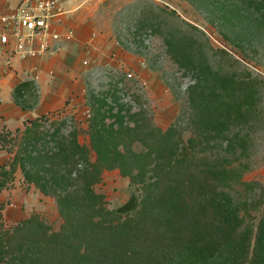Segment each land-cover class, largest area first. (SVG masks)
Masks as SVG:
<instances>
[{"label": "rangeland", "instance_id": "obj_1", "mask_svg": "<svg viewBox=\"0 0 264 264\" xmlns=\"http://www.w3.org/2000/svg\"><path fill=\"white\" fill-rule=\"evenodd\" d=\"M13 1L19 7L25 0ZM59 8L55 27L63 38L51 53L32 59L41 70L0 50V115L3 124L9 120L0 127V264H40L35 245L7 257L5 230L33 215L55 231L62 224L56 198L28 182L26 172L45 190L69 195L88 177L78 145L91 148L93 141L117 159L122 138L133 141L135 153L144 152L143 134L134 133L146 120L163 131L179 121L185 140L195 144L196 162L219 177L210 199L239 229L237 236L219 233L215 242H186L163 263L235 264L249 225L256 230L264 212L263 205L243 220L260 188L235 185L226 173L264 187V0H61ZM25 80H34L39 93L27 111L13 98ZM194 99L200 106L194 108ZM68 152L75 164L50 172ZM89 160L96 161L95 151ZM141 187L115 169L93 188L114 210L141 196ZM261 248L264 264V236Z\"/></svg>", "mask_w": 264, "mask_h": 264}, {"label": "trees", "instance_id": "obj_2", "mask_svg": "<svg viewBox=\"0 0 264 264\" xmlns=\"http://www.w3.org/2000/svg\"><path fill=\"white\" fill-rule=\"evenodd\" d=\"M248 78L251 79L250 74ZM256 82L252 79L249 84L254 86ZM13 98L22 110H33L39 102L35 81L19 82ZM192 103L194 108L200 106L195 99ZM145 122L136 124L139 130L133 132L137 136L143 134L144 152L135 153L133 141L122 138L124 154L117 159L93 141L91 148L78 145L80 155L87 161L84 171L88 177L69 195L56 194L52 188L45 190L39 179L26 172L28 182L56 198L62 224L55 231L38 215L31 216L12 231H4V254L16 257L21 247L28 244L40 249V264H164L169 251L186 242H215L214 237L219 233L237 236L239 229L234 216L226 217L210 199L212 186L216 185L213 182L219 178L217 172L213 171L215 179L205 170V163L196 162L195 144L192 139L185 140L179 121L166 131ZM30 123L37 126L38 121ZM34 136L40 139L42 135L35 133ZM3 142L5 136L0 133V143ZM92 151L96 152L95 162L89 160ZM70 152L63 156L66 162H52L49 171L58 174L67 165L75 164L74 153ZM115 169L129 177L132 184H142L141 196L134 194L125 204L110 210L105 197L93 187L102 182L105 171ZM226 173L235 185L260 188L258 202L245 210L243 220L249 222L251 210H262L264 187L244 182L239 174L231 171ZM263 236L264 212L256 230L249 225L245 245L238 252L235 264H261Z\"/></svg>", "mask_w": 264, "mask_h": 264}, {"label": "built area", "instance_id": "obj_3", "mask_svg": "<svg viewBox=\"0 0 264 264\" xmlns=\"http://www.w3.org/2000/svg\"><path fill=\"white\" fill-rule=\"evenodd\" d=\"M61 0H25L11 14L0 13V50L11 52L17 62L53 51L60 35L52 29L61 15Z\"/></svg>", "mask_w": 264, "mask_h": 264}, {"label": "crops", "instance_id": "obj_4", "mask_svg": "<svg viewBox=\"0 0 264 264\" xmlns=\"http://www.w3.org/2000/svg\"><path fill=\"white\" fill-rule=\"evenodd\" d=\"M16 8H17V5L16 4H14V1L13 0H8V1H6V2H0V13H3V14H11V13H13L15 10H16ZM56 21H58V20H56ZM52 29H53V31H55L57 34H59L60 35V39L61 38H63V36L61 37V33L59 32V30L55 27V20L53 21V23H52ZM60 39L55 43H53V49L55 48V47H57L59 44V41H60ZM58 44V45H57ZM13 61H15V58L14 59H12ZM30 61H31V63L30 64H28L27 65V67H32L33 69H40L41 70V67H42V64H40V62H37V63H35V62H33L32 61V59H30ZM37 65V66H36ZM22 69V65H21V67H20V70ZM28 70V69H27ZM22 71H24V69L22 70ZM34 80H38V79H34ZM39 83V82H38ZM18 115V114H17ZM11 117V116H10ZM2 114L0 115V121L2 122ZM6 119H7V122H6V124L9 122V120H8V118L6 117ZM5 124V122H4V124H3V122L0 124V127H3L4 125H6ZM10 124H14V121H10ZM3 125V126H2ZM9 127H7V129H8ZM1 132V131H0Z\"/></svg>", "mask_w": 264, "mask_h": 264}]
</instances>
